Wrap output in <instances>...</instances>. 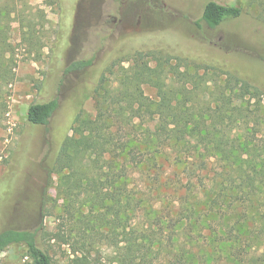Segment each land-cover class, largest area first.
Segmentation results:
<instances>
[{
  "label": "trees",
  "instance_id": "16d2710c",
  "mask_svg": "<svg viewBox=\"0 0 264 264\" xmlns=\"http://www.w3.org/2000/svg\"><path fill=\"white\" fill-rule=\"evenodd\" d=\"M248 3L264 7V0ZM10 6L0 8V92L15 77ZM244 8L242 0H208L201 20L214 29ZM148 55L138 52L121 66L113 93L102 92L103 73L94 94L84 95L96 100L95 117L74 106L72 132L43 159L48 184L58 177L63 223L79 236L73 250L88 262L97 246L112 248L107 263L99 249L94 264H264V106H227L225 91L220 98L200 92V74L179 72L180 63L173 66L178 80L168 81L170 57L152 66ZM90 64L72 61L65 74ZM226 83L250 98L260 93L235 74ZM143 84L156 87V99ZM58 107L56 98L31 103L27 121L47 125ZM47 193L29 208L40 226L1 230L0 252L23 244L32 264H57L44 245Z\"/></svg>",
  "mask_w": 264,
  "mask_h": 264
},
{
  "label": "rangeland",
  "instance_id": "374dc122",
  "mask_svg": "<svg viewBox=\"0 0 264 264\" xmlns=\"http://www.w3.org/2000/svg\"><path fill=\"white\" fill-rule=\"evenodd\" d=\"M207 1L0 0V8L6 3L15 8L8 32L15 77L0 92V231L13 226L38 228L41 217L31 216L29 208L41 202V194L48 188L44 245L55 262L94 264L100 249L107 263L112 254L109 246L92 250L89 263L81 251L73 250L72 243L79 236L71 231L72 224L63 223L58 177L53 175L48 184L43 159L72 132L74 106H83L86 116L95 117L96 100L84 95L94 94L102 74L107 78L102 92H114L121 66L128 67L138 52L149 54L152 66L170 57L163 74L168 81L178 80L173 66L180 63L179 72L200 74V92L220 98L225 91L227 106H264V7L242 0L245 8L240 17L211 29L201 20ZM76 60H91V64L65 74L66 66ZM231 74L258 87L259 95L250 98L239 84L228 85L226 79ZM175 86L181 87L180 83ZM142 88L156 99V87L143 84ZM52 98L58 100L59 107L49 123H29L28 106ZM260 122L264 141L262 116ZM63 234L66 241L60 237ZM0 264L32 261L25 245L13 244L0 252Z\"/></svg>",
  "mask_w": 264,
  "mask_h": 264
}]
</instances>
